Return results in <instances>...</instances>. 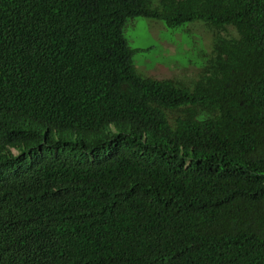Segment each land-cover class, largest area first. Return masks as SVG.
<instances>
[{"label":"trees","instance_id":"1","mask_svg":"<svg viewBox=\"0 0 264 264\" xmlns=\"http://www.w3.org/2000/svg\"><path fill=\"white\" fill-rule=\"evenodd\" d=\"M136 18L206 25L195 79ZM0 264H264V0H0Z\"/></svg>","mask_w":264,"mask_h":264},{"label":"rangeland","instance_id":"2","mask_svg":"<svg viewBox=\"0 0 264 264\" xmlns=\"http://www.w3.org/2000/svg\"><path fill=\"white\" fill-rule=\"evenodd\" d=\"M223 34L235 35L232 29ZM124 36L134 51L136 71L144 77L190 81L210 58L212 35L200 21L169 29L158 21L136 18L128 22Z\"/></svg>","mask_w":264,"mask_h":264}]
</instances>
